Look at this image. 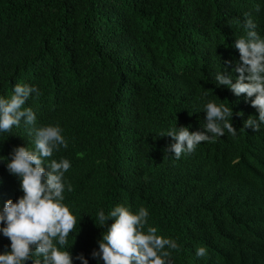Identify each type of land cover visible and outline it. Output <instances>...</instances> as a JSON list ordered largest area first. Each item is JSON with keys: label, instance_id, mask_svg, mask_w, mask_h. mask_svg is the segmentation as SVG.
<instances>
[{"label": "trees", "instance_id": "obj_1", "mask_svg": "<svg viewBox=\"0 0 264 264\" xmlns=\"http://www.w3.org/2000/svg\"><path fill=\"white\" fill-rule=\"evenodd\" d=\"M246 19L264 37V0H0V97L17 83L39 93L22 106L35 123L0 132V159L33 148L38 127L63 129L67 147L46 159L71 163L73 257L97 264L91 252L113 220L95 224V213L123 205L145 207L146 227L177 242L170 264H264V125L242 128L258 113L214 79L239 60L231 45ZM206 100L233 108L237 135L176 159L162 134L202 131ZM22 195L0 161V207ZM8 245L0 235V252Z\"/></svg>", "mask_w": 264, "mask_h": 264}, {"label": "clouds", "instance_id": "obj_2", "mask_svg": "<svg viewBox=\"0 0 264 264\" xmlns=\"http://www.w3.org/2000/svg\"><path fill=\"white\" fill-rule=\"evenodd\" d=\"M244 35L235 38L231 47L239 52L238 61H224L233 65L230 70L223 68L215 73L217 87L226 86L258 113V118L250 116L243 121L244 129L254 132L264 125V37L255 31L251 19L243 23ZM31 94H39L35 86L17 83L8 98L0 97V132H8L18 127L21 120L32 125L36 114L30 107H22ZM205 113L202 131H190V126L169 128L162 136L172 138L166 149L176 159L181 154L195 150L201 142H212L225 131L237 135L232 123L233 108L214 100L203 102ZM243 115V113H236ZM63 129L59 124H49L34 130V147L16 146L5 162L7 171L19 179L22 196L15 202L8 199L0 207V235L8 238L10 250L0 252V264H89L83 254L73 257L68 247V236L77 223V216L64 203L65 191H72V185L65 179L71 167L68 159H46L60 148L67 147ZM149 212L145 207L132 211L129 207L116 205L105 213L99 209L95 213L97 222L105 226L109 219L113 222L101 233L98 248L91 252L97 264H170L171 252L178 248L174 239L157 235V228L147 226ZM205 247H197L195 255H205ZM35 257V259H33Z\"/></svg>", "mask_w": 264, "mask_h": 264}]
</instances>
